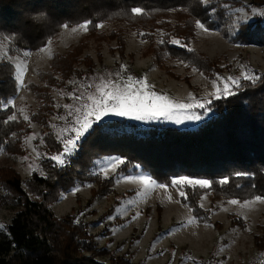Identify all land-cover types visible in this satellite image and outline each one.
Listing matches in <instances>:
<instances>
[{"label": "trees", "instance_id": "16d2710c", "mask_svg": "<svg viewBox=\"0 0 264 264\" xmlns=\"http://www.w3.org/2000/svg\"><path fill=\"white\" fill-rule=\"evenodd\" d=\"M226 1L205 5L202 0H0V36L9 38L11 52L32 51L58 35L64 24L73 26L88 21L91 22L89 38L99 44L116 39L117 49L124 56V28L112 29L108 34L96 25L127 22L138 34H146L141 36L150 44L157 43L156 31L163 29L161 40L165 43L159 42V46L153 45L147 50L156 55L159 63L166 58L183 61L211 75L221 70L216 60L190 50L189 46L195 37L197 20L208 28L220 27L228 35L225 26L231 19L224 8L219 9ZM135 7L144 9L143 13L133 14L131 9ZM173 36L187 47L169 43ZM88 39L81 40L64 54L56 53L51 69L39 74L44 85H30L41 102L39 111L31 114V119L48 126V114L54 111L49 92L52 85H63L75 74L76 63H85L88 70L94 67L90 55L82 57ZM233 41L264 45L263 20H258L250 31H243ZM14 72L11 63H0V150L24 153L12 133L31 130L23 119L7 120L13 108H3L18 92ZM58 74L61 80L56 77ZM259 77L255 84L242 80L238 94L214 101L216 118L207 119L197 127L132 124V130H128L125 121L111 120L103 130L87 134L70 162L63 166L44 159L41 162L44 173L34 170L25 180L13 167L0 168V186L6 191L2 197L6 202L12 199L17 209L6 231L0 235V264H130L127 256L110 255L106 248H99L87 223L77 222L74 215L58 218L54 214L51 204L72 188L77 179L98 184L97 189L93 188V196L111 193L115 180L129 174L131 168L137 170V164L158 182L168 185H171L170 178L180 175L208 179L213 181L210 188H184L187 199L180 197L203 223L212 222V211L200 204L206 191L211 192L213 201L264 196V74ZM45 145L50 153L62 151V144L52 132L45 136ZM115 154L128 163L120 165L107 178L88 174L94 158ZM225 178L228 182L221 184ZM232 216L233 224L245 225L243 218ZM255 238L257 247L264 250V235ZM101 255H109L110 261L100 262L98 256Z\"/></svg>", "mask_w": 264, "mask_h": 264}, {"label": "rangeland", "instance_id": "374dc122", "mask_svg": "<svg viewBox=\"0 0 264 264\" xmlns=\"http://www.w3.org/2000/svg\"><path fill=\"white\" fill-rule=\"evenodd\" d=\"M202 1L208 5L218 0ZM234 2L239 4L236 5ZM220 8H224L226 16L231 19L225 26L228 35L220 27L204 31L195 25V37L189 46L190 50L200 51L209 59L216 60L221 70H216L211 75L183 61L166 58L164 62L159 63L156 55L147 50L153 45L159 46L163 29L156 31L157 43L150 44L149 40L138 34L127 22H101L99 24L103 27H98L108 34L112 29L124 28L126 40L124 56L117 49L116 39L104 40L99 44L93 38H89V29L85 31L79 27L86 21L67 28L62 27L59 34L51 39V44L47 43L32 51L25 49L11 52L9 38L0 36V63L5 61L14 66L16 63L24 62L27 65L23 87L20 86L14 72L18 92L3 104V108L12 107L13 112L10 116H15V120L23 119L31 130L12 133V137L17 139L24 153L0 150V168L13 167L24 180L30 178L34 170L44 173L41 162L62 152H48L45 136L52 132L57 139L64 128L65 121L59 119L67 111L63 105L77 103L69 94H92L96 89L89 87V84L98 85L102 80L117 79V73L125 78L128 75L147 77L148 83L154 85L158 92L178 102H187L192 94L211 98L216 92L213 81L218 76L241 77L245 72L257 76L264 74V45L235 42L231 36V21L239 15L255 16L264 13V0H227ZM241 8L244 11L238 12L237 10ZM171 20L175 21L174 17H171ZM73 27L77 28L76 32H72ZM173 38L179 39L175 36L171 37ZM83 39H88L89 44L82 57L90 55L94 67L88 70L85 63H76L75 74L63 85H52L49 92L53 97L54 111L48 114V126L31 119V114L39 111L41 102L30 85H44L39 74L51 69L53 56L56 53H66ZM25 52H29L30 55L25 56ZM5 53L7 58H3ZM123 65L127 67L122 68ZM78 72L82 74L77 75ZM56 77L61 80L59 74ZM242 80L244 79L240 80V85ZM25 116L28 119H25ZM180 118L183 119L182 116ZM111 120L125 121V128L128 130H132V124L140 127L156 124L194 128L203 122L187 121L179 124L164 119L137 121L126 117H111L108 121ZM52 125L56 127L53 128ZM71 156L64 158L65 163L70 162ZM115 156L120 155L94 158L88 168V174L110 177L119 166L115 170L107 168L104 173L101 169L105 167V162L110 157ZM135 167L137 170L131 168L129 174L119 176L112 185V192L108 194L100 193L93 196V188L97 189L98 184L92 180L77 179L72 188L61 193V197L51 204V209L58 218L74 215L78 222L87 223L89 233L94 235L99 248H106L110 255L127 256L130 264H264V250L257 247L255 238L256 235L259 237L264 235V196H261V200H256L255 197L237 199L240 203L233 205L230 201L236 198L213 201L211 192L206 191L201 196L200 204L206 209L210 208L212 222L203 223L193 215L187 204L181 202L180 190L177 187L173 185L166 188L154 187L141 195L140 190L143 187L141 182L121 179L128 175L149 174L143 171L140 165L137 164ZM5 193L0 186V235L6 231V226L11 223L17 212L12 199L8 198L7 202L3 199L2 195ZM245 201H249L247 206H244ZM232 215L243 218L245 225L233 224ZM190 219L191 223H184ZM98 260L108 263L110 256L101 255L98 256Z\"/></svg>", "mask_w": 264, "mask_h": 264}, {"label": "snow or ice", "instance_id": "6c2138e0", "mask_svg": "<svg viewBox=\"0 0 264 264\" xmlns=\"http://www.w3.org/2000/svg\"><path fill=\"white\" fill-rule=\"evenodd\" d=\"M144 9L135 7L131 9L133 14H141ZM238 12H243L244 9H238ZM258 20H264V13H259L255 16H249L247 14L239 15L236 19L231 21L233 39H238L243 31H250L257 23ZM91 22H84L79 27L85 31L88 30ZM196 25L209 31L204 22L197 20ZM63 27L67 28L68 25L64 24ZM96 27H103L102 24H97ZM77 28L73 27L72 32H76ZM141 35H146L141 33ZM173 45L180 47H187L180 39H171L168 41ZM51 44V40L47 41ZM160 43H165L161 40ZM43 51V49H41ZM25 56L30 55L29 52L24 53ZM3 58H7V54H4ZM15 74L16 79L19 81L20 86L23 87V76L27 70V65L24 62L16 63ZM123 65L122 68H126ZM117 79L102 80L100 84H89V87H95V92L92 94L79 95L76 93H70L69 95L74 99L76 104L63 105L67 110L65 115L59 117L60 120L65 121V126L61 133L57 136L62 144V152L50 157L55 161L57 165L63 166L65 164V157L71 156L77 149L85 135H91L96 132L97 129L103 130L106 122L111 117H126L137 121H153V120H168L175 123L184 124L187 121H205L215 119L217 116L214 108V101L225 99L230 96L238 94L240 90V80H248L253 84L260 79L255 74L243 73L241 77L229 76L227 78L217 77L213 81L216 87V92L209 97H197L194 94L190 95L187 102H178L164 93H160L155 89V86L148 83L147 77H133L128 75L126 78L122 77L120 73L116 74ZM14 106V101L12 102ZM57 107H61L57 105ZM183 117L181 119L180 117ZM9 120L14 121L15 116H10ZM25 119H28L25 116ZM53 128L56 125H52ZM66 134V135H65ZM128 163L125 158L120 156L110 157L105 162V167L101 169V172H106L107 168L116 169L120 165ZM121 179L137 180L141 182L142 188L140 194H145L149 189L154 187L166 188L168 184L158 182L151 174L140 173L138 175L124 176ZM227 179H222L221 184L227 183ZM169 183L177 187L179 195L187 199V194L183 191L184 188H204L208 189L212 186L213 181L205 178H192L187 175H180L175 178H170ZM77 190V189H74ZM256 200H261V196H256ZM231 204H239L240 201L232 199ZM249 201L244 202V206H247ZM202 206V205H201ZM119 209H117L118 211ZM112 217H109L111 219ZM135 218V217H133ZM195 219V218H193ZM78 222V221H77ZM192 220L185 221L184 223H191Z\"/></svg>", "mask_w": 264, "mask_h": 264}]
</instances>
